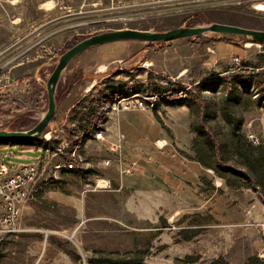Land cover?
I'll return each mask as SVG.
<instances>
[{
    "label": "rangeland",
    "instance_id": "obj_1",
    "mask_svg": "<svg viewBox=\"0 0 264 264\" xmlns=\"http://www.w3.org/2000/svg\"><path fill=\"white\" fill-rule=\"evenodd\" d=\"M44 1L0 0V129L33 127L46 110L44 84L55 60L90 34L210 22L264 30V0ZM187 43L192 47L180 51L147 49L138 41L107 43L70 62L56 89L61 101L63 87L73 80L70 104L92 83L97 89L108 83L143 95L183 87L198 93L204 110L188 98L161 95L148 112L158 123L152 134L160 129L156 135L170 143L157 149L163 154L143 156L139 171L122 175L124 185L80 193L79 208L66 204L70 208L60 216H45L37 237L22 230L0 236V264H29L28 255L43 242L49 264H261L264 141L254 145L249 134L264 130V98L254 84L257 73L264 74V47L237 39ZM231 57L240 64H225ZM92 74L105 77L90 79ZM61 110L42 134L58 125ZM139 114L132 116L141 120ZM188 131L196 135L195 152L183 148ZM46 155L17 145L0 149V161L11 170Z\"/></svg>",
    "mask_w": 264,
    "mask_h": 264
},
{
    "label": "crops",
    "instance_id": "obj_2",
    "mask_svg": "<svg viewBox=\"0 0 264 264\" xmlns=\"http://www.w3.org/2000/svg\"><path fill=\"white\" fill-rule=\"evenodd\" d=\"M48 1L52 0H45L42 4ZM9 3L11 4V2ZM57 4L58 3L54 2L52 8L56 7ZM190 47L192 46L187 43V40L185 39L184 41L182 38L181 40L166 42L155 48H164L165 51L174 48V50L178 49L180 51L181 48H187L188 50ZM214 53V55H216V52ZM217 59L219 58L214 56L213 61H217ZM226 60H224V62H226ZM125 72L132 73V70H127ZM104 77L105 76H100L99 78ZM99 85H103L104 87L102 89H97L95 83H92V86L83 89L81 91L82 94L73 104H70L71 90L66 92V97H63L62 101L60 100L61 103L56 110L62 109L59 114L61 117L57 119L60 122L53 128L61 126L65 123V120L68 124H66L63 133L58 134L56 138H51V141L50 139L46 141L44 139L34 138L35 140L33 142L29 141L30 139L21 140L18 143L0 142V149H4L10 145H17L20 150L34 151L41 149L47 154L46 156H41L37 162H34L39 164L42 169L39 178L35 181V185L29 188V202L21 213L22 219L20 224L18 223L19 230H22L21 235L27 237L31 236L33 238L35 236L37 237L41 229L46 227L44 222H46L47 219L44 217H53L57 214L60 216L62 214V209L70 208L69 206L65 207L66 204H73L74 208H79L80 202L78 195L80 194L81 186L85 181H93L95 176L108 179L109 182H111V186L112 183L116 185L119 182H122L123 185L126 183L127 177L124 179L122 175L118 174L117 168L113 163H111L110 166L102 165V161L109 157L107 146L111 142H120L124 163L132 167L131 174L132 172L140 170V166L144 164L142 161L143 156L148 155L152 157V155H162L163 153L158 152L159 150L157 149H166L170 145V143H167L166 138L159 136L162 135L160 129L154 132V135L152 134L151 128L158 123L157 120L154 119V116H152V113L147 110H123V112L118 113L111 110L105 117L104 112L108 109V105L113 100L126 94L137 92L142 94L140 91H134L131 87L115 89L111 88L112 85L108 83H99L98 87ZM167 89L160 95H169ZM143 93L147 94L146 91ZM132 113H142L139 115H143V117L141 120L140 118L134 119ZM101 123L103 125L100 130V138L97 139L92 137L93 129H96ZM25 124L27 125V123ZM25 124L21 123L20 128H25ZM200 135H202V133L199 132L198 138ZM194 136H196L194 133L192 134L188 131L187 140L183 145L184 149L190 151L195 150L192 149L195 147L196 143ZM83 137L87 139L81 149V153L84 160L87 162V169L74 171L65 168L54 172V166H63L65 163L72 161L69 152L78 145ZM175 137L174 135L172 145L176 140ZM159 140L163 141L160 148V145H157V141ZM101 158L103 159L101 160ZM192 162L197 166L199 165L196 161ZM53 173L57 179L51 182L49 186L43 187L41 184L42 180L54 176ZM259 192L261 193V208L264 216V192L262 189ZM85 197L89 198L88 195ZM256 205L257 203H255L254 208H256ZM55 211H57V213H55ZM254 211L256 210L254 209ZM262 221L264 222V218ZM261 237L264 238V228ZM43 244L40 248L37 246L36 253H34L35 255H28L29 264H49L47 261L44 263L45 257L43 256V248L45 244ZM258 260L261 264H264V257H260ZM53 264L56 263L53 262Z\"/></svg>",
    "mask_w": 264,
    "mask_h": 264
},
{
    "label": "built area",
    "instance_id": "obj_3",
    "mask_svg": "<svg viewBox=\"0 0 264 264\" xmlns=\"http://www.w3.org/2000/svg\"><path fill=\"white\" fill-rule=\"evenodd\" d=\"M251 44V43H250ZM252 45V44H251ZM261 46V44H257ZM210 50V49H209ZM225 64L231 66H238L240 64L237 57L226 60ZM159 94L143 95L140 93H131L122 95L113 100L108 109L104 112L105 117L108 112H123V110H147L152 111L159 102ZM67 121L57 128L49 129L48 132L42 134V139L49 141L50 138H56L58 134L63 133ZM102 123L92 131V137L100 138V130ZM87 138L83 137L77 146H75L69 155L72 159L71 162L65 165L54 166V172L60 169H69L80 171L87 169V162L84 160L81 149ZM249 139L252 144L259 145L264 141V130L259 135L249 134ZM162 145L159 146V148ZM109 157L102 161V165L110 166L111 163L117 168L120 175L131 174L132 167L124 163L123 154L121 151V144L118 141L111 142L107 146ZM39 164L20 165L15 170H11L5 163L0 161V236H7L18 233V222L20 219V211L22 205L29 197V188L35 185V181L39 178L41 171ZM54 175V173H53ZM56 176L44 178L41 182L42 186H49L51 182L55 181ZM111 182L104 177L95 176L93 181H85L81 186L80 193L94 192L95 190H110Z\"/></svg>",
    "mask_w": 264,
    "mask_h": 264
},
{
    "label": "water",
    "instance_id": "obj_4",
    "mask_svg": "<svg viewBox=\"0 0 264 264\" xmlns=\"http://www.w3.org/2000/svg\"><path fill=\"white\" fill-rule=\"evenodd\" d=\"M195 35L205 38L211 35L236 36L242 37L246 42L251 44H264V30L252 29L231 24H223L218 22H210L205 25H180L179 27L169 28L165 30L156 29H129L120 28L105 30L103 32L93 33L89 36L76 41L75 44L68 47L55 60L54 67L47 76L44 84V90L47 97L46 110L42 116L29 129L8 130L0 129V140L4 139H34L39 137L48 126L50 118L56 111V87L60 81V77L64 70L69 66L70 62L76 56L82 54L91 48L106 45L107 43H115L121 41L143 42L149 44L151 42H163L179 40L181 38L195 37ZM99 75H89L90 79L98 78Z\"/></svg>",
    "mask_w": 264,
    "mask_h": 264
},
{
    "label": "trees",
    "instance_id": "obj_5",
    "mask_svg": "<svg viewBox=\"0 0 264 264\" xmlns=\"http://www.w3.org/2000/svg\"><path fill=\"white\" fill-rule=\"evenodd\" d=\"M187 41L189 42H196V40L199 41H228L231 42L232 39H237L240 42H245V40L241 37H236V36H221V35H211V37L209 38H205L203 36H199V35H195V37H188L185 38ZM170 42V41H168ZM165 43L163 42H151L149 44H145L146 48H151V46H161ZM262 47H264V44H261ZM89 51V50H87ZM86 52V51H85ZM79 56V55H78ZM76 56V57H78ZM76 58H74L73 60H75ZM74 83V81H68V83L65 85V87H63L62 92L60 93L65 95L66 92L71 88L70 86H72V84ZM255 87L257 88V90L259 91V94L264 98V74L260 75V73H257L256 75V80L254 82ZM56 89H58V86L56 87ZM168 94L170 95L171 98H169L170 100H183L184 98H188L190 100L191 103L195 104V106L197 107V109H199V112H203L204 107H205V103L204 101L199 97L198 93L194 94V93H190L187 89L182 88H174V87H170L169 89H167ZM58 95L56 94V103H58ZM21 140H28V139H23V138H19V139H4V140H0L1 143L4 142H16L18 143ZM35 139H30L29 141H34ZM262 150L264 151V148H262ZM260 185H262V191L264 192V178L261 177L260 179Z\"/></svg>",
    "mask_w": 264,
    "mask_h": 264
},
{
    "label": "bare ground",
    "instance_id": "obj_6",
    "mask_svg": "<svg viewBox=\"0 0 264 264\" xmlns=\"http://www.w3.org/2000/svg\"><path fill=\"white\" fill-rule=\"evenodd\" d=\"M247 45H250V44H247Z\"/></svg>",
    "mask_w": 264,
    "mask_h": 264
}]
</instances>
